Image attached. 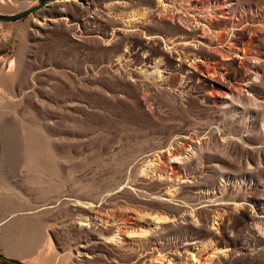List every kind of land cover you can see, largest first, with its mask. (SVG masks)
Here are the masks:
<instances>
[{
    "label": "rangeland",
    "instance_id": "obj_1",
    "mask_svg": "<svg viewBox=\"0 0 264 264\" xmlns=\"http://www.w3.org/2000/svg\"><path fill=\"white\" fill-rule=\"evenodd\" d=\"M0 264H264V0L0 22Z\"/></svg>",
    "mask_w": 264,
    "mask_h": 264
},
{
    "label": "water",
    "instance_id": "obj_2",
    "mask_svg": "<svg viewBox=\"0 0 264 264\" xmlns=\"http://www.w3.org/2000/svg\"><path fill=\"white\" fill-rule=\"evenodd\" d=\"M51 1L53 0H36L35 4L24 7L18 11L12 13L0 12V22H15L20 20L30 14L38 12Z\"/></svg>",
    "mask_w": 264,
    "mask_h": 264
},
{
    "label": "bare ground",
    "instance_id": "obj_3",
    "mask_svg": "<svg viewBox=\"0 0 264 264\" xmlns=\"http://www.w3.org/2000/svg\"><path fill=\"white\" fill-rule=\"evenodd\" d=\"M30 5V3H25V2H23L22 4H20V9H22V8H24V7H27V6H29Z\"/></svg>",
    "mask_w": 264,
    "mask_h": 264
}]
</instances>
